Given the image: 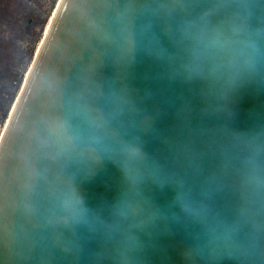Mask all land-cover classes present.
I'll list each match as a JSON object with an SVG mask.
<instances>
[{
	"label": "water",
	"instance_id": "1",
	"mask_svg": "<svg viewBox=\"0 0 264 264\" xmlns=\"http://www.w3.org/2000/svg\"><path fill=\"white\" fill-rule=\"evenodd\" d=\"M96 3L120 7L105 22ZM262 5L61 0L0 140V264H264ZM73 81L94 131L61 152L35 109ZM134 128L157 168L146 184L116 144ZM202 173L200 200H178Z\"/></svg>",
	"mask_w": 264,
	"mask_h": 264
},
{
	"label": "snow or ice",
	"instance_id": "2",
	"mask_svg": "<svg viewBox=\"0 0 264 264\" xmlns=\"http://www.w3.org/2000/svg\"><path fill=\"white\" fill-rule=\"evenodd\" d=\"M208 6V5H204ZM227 3L211 5V7H227ZM247 6V5H245ZM89 7L101 9V15L106 22L108 20L107 9L120 7L115 3H96ZM259 17V22L264 24V5ZM250 23L255 21H249ZM226 23L223 17H217L214 20L208 21V25H215L216 29H220ZM126 48L129 53L138 50V44L135 37L129 33L126 37ZM78 87V84L73 81L64 83L57 89L54 97L45 96L41 98L35 109V128L39 134L46 138L48 146L58 148L61 152L68 151L66 145L75 141L76 145L87 142L88 138L93 134V128L89 126L88 114L86 111L79 109L73 110L71 107L70 92L73 88ZM103 95V93H101ZM102 110V109H101ZM153 117L146 115L142 122L143 129L152 127ZM107 122L97 127L105 126ZM140 129H131L123 133L125 140H117V147L126 155L127 163L125 171L132 179L133 183L141 181L148 183L157 177V168L152 164L145 151L142 150V144L137 133ZM99 138L95 139V143L99 144ZM143 169L144 175H133L135 170ZM202 175L191 178V187L185 192L183 186L178 189L177 199L185 200L186 197L192 201H199L201 198L200 185L202 183ZM139 195V193H137ZM66 207L74 210L75 214L82 216L84 209L78 194L73 190L71 199L65 202Z\"/></svg>",
	"mask_w": 264,
	"mask_h": 264
},
{
	"label": "rangeland",
	"instance_id": "3",
	"mask_svg": "<svg viewBox=\"0 0 264 264\" xmlns=\"http://www.w3.org/2000/svg\"><path fill=\"white\" fill-rule=\"evenodd\" d=\"M60 0H0V139Z\"/></svg>",
	"mask_w": 264,
	"mask_h": 264
},
{
	"label": "bare ground",
	"instance_id": "4",
	"mask_svg": "<svg viewBox=\"0 0 264 264\" xmlns=\"http://www.w3.org/2000/svg\"><path fill=\"white\" fill-rule=\"evenodd\" d=\"M60 2H61V0H60ZM60 2H59V4H60ZM59 4H58L57 6H59ZM57 8H58V7H57ZM56 11H57V9H56ZM56 11H55V13H56ZM55 13L53 14V16H52V18H51V20H50V23H49V25H48V27H47V29H46L45 36H46L47 33H48V30H49V28H50V25H51V23H52V21H53V18H54V16H55ZM44 38H45V37H44ZM43 41H44V39H43ZM43 41L41 42V45H39V49H38V51H37L36 57H37L38 52H39V50H40V48H41V46H42V44H43ZM36 57H35V59H34V62H35V60H36ZM34 62H33V64H34ZM32 67H33V65H32ZM32 67H31V69H32ZM31 69H30V71H31ZM30 71L28 72V75H27V77H26V80H27V78H28V76H29ZM26 80H25V82H26ZM24 84H25V83H24ZM22 89H23V88H22ZM21 92H22V90H21ZM21 92H20V95H21ZM20 95L18 96V99H17V101H16V103H15V105H14V107H13V110L11 111V114H12V112L14 111V108H15V106H16V104H17L19 98H20ZM11 114H10V117H9V119H8V121H7V124H8V122H9L10 118H11ZM7 124H6V126H7ZM6 126H5V128H6ZM5 128H4V130H5ZM3 132H4V131H3ZM2 134H3V133H2ZM1 137H2V136H1ZM0 140H1V139H0Z\"/></svg>",
	"mask_w": 264,
	"mask_h": 264
}]
</instances>
